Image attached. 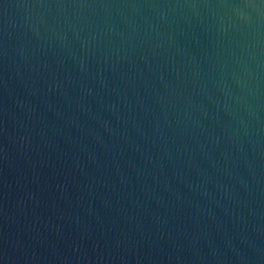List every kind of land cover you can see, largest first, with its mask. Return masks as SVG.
Here are the masks:
<instances>
[{
  "label": "water",
  "instance_id": "obj_1",
  "mask_svg": "<svg viewBox=\"0 0 264 264\" xmlns=\"http://www.w3.org/2000/svg\"><path fill=\"white\" fill-rule=\"evenodd\" d=\"M0 264H264V0H0Z\"/></svg>",
  "mask_w": 264,
  "mask_h": 264
}]
</instances>
